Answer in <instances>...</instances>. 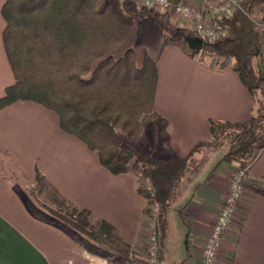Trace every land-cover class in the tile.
Segmentation results:
<instances>
[{
    "label": "crops",
    "instance_id": "obj_1",
    "mask_svg": "<svg viewBox=\"0 0 264 264\" xmlns=\"http://www.w3.org/2000/svg\"><path fill=\"white\" fill-rule=\"evenodd\" d=\"M4 4L0 0V98L15 83L3 42ZM161 59L155 110L168 127L163 138L154 127L158 144L143 149L147 156L185 159L199 143L212 139V121L245 123L257 115L261 104L264 107V77L255 98L237 72L216 68L214 59L203 63L168 49L162 63ZM260 64L264 68V38L263 54L255 60L256 73ZM230 146L225 140L202 149L197 161L208 157L210 172L194 177L173 200L167 234L177 224L184 243L180 256L187 253V264H203V244L229 193L230 175L238 166L219 163ZM37 171L45 178L40 188ZM29 186L34 189L26 190ZM38 196L57 207L59 199L90 211L115 229L124 248L143 257L147 201L139 192L137 175L110 173L95 152L61 129L55 112L35 102L18 101L0 114V264L107 263L83 249L59 224L34 215L42 209L34 205L41 202ZM218 264H264V147L250 163L246 191L224 236Z\"/></svg>",
    "mask_w": 264,
    "mask_h": 264
},
{
    "label": "trees",
    "instance_id": "obj_2",
    "mask_svg": "<svg viewBox=\"0 0 264 264\" xmlns=\"http://www.w3.org/2000/svg\"><path fill=\"white\" fill-rule=\"evenodd\" d=\"M132 1L109 0L100 8L101 0H5L3 42L15 83L0 98V114L18 101L35 102L55 112L61 129L95 152L110 173L137 175L141 195L148 204L161 207L157 226L160 259L176 191L196 167V155L221 145L234 133L219 165L236 163L249 170L264 147V115L260 106L257 115L245 123L212 121V139L199 143L185 159L137 152L132 143L149 125H157L159 134L166 136L168 121L155 110L158 64L148 54L139 62L132 48L119 56L115 53L128 40L137 15H149L165 27L169 16L158 17L154 8H137ZM220 22L226 33L216 41H205L204 51L215 58L216 68L237 72L257 98L264 77L261 64L255 72V60L263 54L264 0H242ZM35 181L38 188L45 183L39 171ZM61 202L51 210L52 215L38 210L33 214L59 224L83 249L109 263L130 258L141 261L124 248L110 224L66 200Z\"/></svg>",
    "mask_w": 264,
    "mask_h": 264
},
{
    "label": "built area",
    "instance_id": "obj_3",
    "mask_svg": "<svg viewBox=\"0 0 264 264\" xmlns=\"http://www.w3.org/2000/svg\"><path fill=\"white\" fill-rule=\"evenodd\" d=\"M161 15H169L172 21L180 22L184 30H190L204 41H216L226 33L221 24L224 17H229L233 8L242 0H197L198 5L189 3L173 4L171 0H138ZM248 182V168H236L230 175L229 193L221 206L215 222L202 247L203 264H218L225 234L231 228L242 201ZM147 190L153 193L150 184ZM146 253L144 261L132 264H159V240L157 226L161 207L148 204L146 207ZM142 258V259H143ZM106 264H115L109 263Z\"/></svg>",
    "mask_w": 264,
    "mask_h": 264
},
{
    "label": "rangeland",
    "instance_id": "obj_4",
    "mask_svg": "<svg viewBox=\"0 0 264 264\" xmlns=\"http://www.w3.org/2000/svg\"><path fill=\"white\" fill-rule=\"evenodd\" d=\"M108 2L109 0H101L99 4L100 8H103ZM132 4H134L137 8L145 7L148 10L150 8L146 6L144 3H140L138 0H133ZM155 12H157L158 17L166 16V15L159 14L158 11H155ZM167 21H168V26L165 27V26H162L159 22H155L154 20H152L151 17H149V15H137L136 24L133 27V30L131 31V34L128 40L115 53V55L119 56L124 52V50L132 48L136 52L137 59L139 62H141L144 54H148L150 57L157 60V64H158L161 58H162L161 63L163 62L165 51L168 49L170 51L177 50L178 52L182 53L187 58H191V59L199 58L201 59V62L203 63L209 62L210 59L215 60V58L210 56L206 51H204V49L201 52L194 53V51L190 49L187 41L184 39V36H185L184 33L185 32L190 33V30H184L183 27L180 25L181 23L178 21H172L170 16L167 19ZM261 106L263 105L261 104ZM263 109L264 107L262 108V111ZM154 127H157V125H154V124L149 125L144 131L142 137L136 142L132 143V147H134V149L137 152L143 154L144 152L143 149L150 150L151 147H155L158 144ZM234 135H235L234 133L228 135V137L225 138L223 141L226 140L229 143L232 142ZM160 136L161 138L165 137L162 135ZM257 152L258 150H256V153ZM208 160L209 158L207 157L206 159H202V161L200 162L199 161L196 162V167L193 169V171L189 172L186 177H184L183 182L178 186V189L176 191V197L182 194L183 192H185V190L188 188L189 184L192 182L194 177L197 178L202 172L205 173L210 170V167L212 164H210ZM29 187L26 188V190L34 189L31 186ZM38 197L41 199V202L40 200L39 202L35 201L34 205L37 208H42L39 210L42 213L44 212L43 210L47 211L46 213L44 212L45 215L51 214L52 212L51 210L58 209L57 205L51 200L47 199V197H43V196H38ZM43 203L45 204L44 206H42ZM58 203L60 206L62 203L61 200L58 199ZM170 218L171 216L169 214V219H168L169 220V230L168 231H170V226H171ZM146 223H147V216H146ZM180 233H181V230L177 227V224L174 223L173 231L171 232V234H167L165 242L162 246V255H161L162 257L159 259V264H179L186 259L187 253L185 254V257L180 256V251L184 250V243H181ZM145 250H146V247H145ZM145 253L146 252H144V254ZM142 258H141V261H139L140 259L136 261L134 260V258H130L129 261H126L124 259L120 262H114V263L115 264L141 263L144 261V258L143 259Z\"/></svg>",
    "mask_w": 264,
    "mask_h": 264
},
{
    "label": "water",
    "instance_id": "obj_5",
    "mask_svg": "<svg viewBox=\"0 0 264 264\" xmlns=\"http://www.w3.org/2000/svg\"><path fill=\"white\" fill-rule=\"evenodd\" d=\"M184 39L187 41L191 50L196 52L203 51L205 47V41L202 38L197 36L185 35Z\"/></svg>",
    "mask_w": 264,
    "mask_h": 264
}]
</instances>
